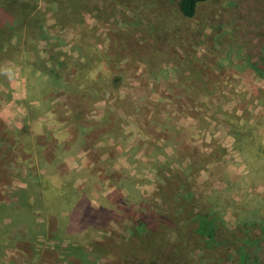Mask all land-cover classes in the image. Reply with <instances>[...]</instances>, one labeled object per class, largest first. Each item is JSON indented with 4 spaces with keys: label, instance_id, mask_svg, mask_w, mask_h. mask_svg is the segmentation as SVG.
<instances>
[{
    "label": "rangeland",
    "instance_id": "rangeland-1",
    "mask_svg": "<svg viewBox=\"0 0 264 264\" xmlns=\"http://www.w3.org/2000/svg\"><path fill=\"white\" fill-rule=\"evenodd\" d=\"M179 3L0 0V264H264V0Z\"/></svg>",
    "mask_w": 264,
    "mask_h": 264
},
{
    "label": "trees",
    "instance_id": "trees-1",
    "mask_svg": "<svg viewBox=\"0 0 264 264\" xmlns=\"http://www.w3.org/2000/svg\"><path fill=\"white\" fill-rule=\"evenodd\" d=\"M206 0H180V3H179V7H180V10L181 12L186 16V17H193L196 13V9L198 6V4L200 2H204ZM258 62H261L260 64ZM258 62H256L254 65H253V69H256V70H261L263 69L264 71V54H262V56L259 57V60ZM203 224L200 225L199 229L200 231H203Z\"/></svg>",
    "mask_w": 264,
    "mask_h": 264
}]
</instances>
